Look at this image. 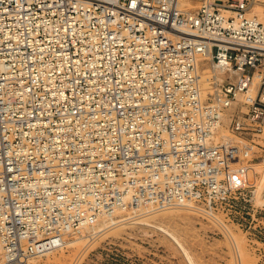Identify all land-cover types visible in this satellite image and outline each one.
Returning a JSON list of instances; mask_svg holds the SVG:
<instances>
[{
  "label": "built area",
  "instance_id": "1",
  "mask_svg": "<svg viewBox=\"0 0 264 264\" xmlns=\"http://www.w3.org/2000/svg\"><path fill=\"white\" fill-rule=\"evenodd\" d=\"M256 2L0 0V264L115 209L213 219L250 200L264 150ZM224 116L231 136L218 135ZM260 221L238 225L264 264Z\"/></svg>",
  "mask_w": 264,
  "mask_h": 264
},
{
  "label": "rangeland",
  "instance_id": "2",
  "mask_svg": "<svg viewBox=\"0 0 264 264\" xmlns=\"http://www.w3.org/2000/svg\"><path fill=\"white\" fill-rule=\"evenodd\" d=\"M187 2L188 4L182 8L192 10L201 4L200 0H187ZM261 6L262 11L257 10L256 13V9L253 7L252 13L264 17V4ZM203 65L209 67L207 59H204ZM202 83L205 92L212 90L210 76L206 77L203 74ZM223 120L218 133L219 135L223 133L220 136H231L228 128L229 117L224 116ZM261 137H264V133ZM258 142L264 145L263 140L259 139ZM253 148L258 151L255 154L262 155L257 160H253L255 163L250 165L254 171L261 172L256 177L259 187L255 194L249 193L247 198L250 200L247 202L241 201L233 206L225 205L224 208L216 210V217L213 219L203 217L194 210L187 208H166L157 211L151 210L150 212L147 209L123 210L122 216L119 217L122 219L125 217V220L102 225V227L98 226L95 230L102 228L99 232H94L90 228L72 231L69 238H75V242L66 243L63 247L47 254L33 257L28 263L257 264V258L248 242L246 229L238 225L255 224L259 220H262L260 224H264V162L260 164V161L264 160V150L257 146ZM251 156H253L252 153L247 158ZM254 171H250V183L255 182ZM142 212L143 214H141ZM182 213L185 215L183 216ZM179 214L182 217L179 218ZM144 216L149 217L150 224L139 222ZM253 216L259 218L258 221ZM219 224H222V227ZM161 226L178 238L175 239L173 235L163 231Z\"/></svg>",
  "mask_w": 264,
  "mask_h": 264
},
{
  "label": "bare ground",
  "instance_id": "3",
  "mask_svg": "<svg viewBox=\"0 0 264 264\" xmlns=\"http://www.w3.org/2000/svg\"><path fill=\"white\" fill-rule=\"evenodd\" d=\"M179 3H180V6L182 7V6H185V5H187L188 4V2H187V0H179ZM197 6H198V4H196ZM254 9H256V13H257V10L258 11H262L263 9H262V6H261V4L260 3H258V2H256V4L254 5ZM253 10V9H252ZM264 12V11H263ZM263 12H261V13H263ZM259 13V12H258ZM260 15H263V14H260ZM203 62H204V59H200V61H199V66L201 67V74H202V76H203V74L206 76V77H209V76H211V74H212V67L210 66V63H209V67L207 66H204L203 65ZM1 64H4L3 62H0ZM203 84V83H202ZM224 119V118H223ZM224 121V120H223ZM220 128V127H219ZM222 129V128H221ZM220 129V130H221ZM225 129V128H224ZM219 132V131H218ZM221 132H223V131H221ZM220 132V133H221ZM225 132V131H224ZM226 133V132H225ZM221 134H223V133H221ZM220 134V135H221ZM218 135H219V133H218ZM255 197H256V195H255ZM182 208H187V207H182ZM134 209H136V207H134ZM164 209H166V208H164ZM164 209H158V210H164ZM187 209H190V208H187ZM124 209L123 208H120V209H115L114 211H111V212H108V213H103V214H101L100 216H97V218L95 219V221H93L92 223H89V224H85V225H83V226H80V227H78L77 229H71V230H66V231H64L63 233H62V238H63V243H64V245L67 243V244H71V243H73V242H75L76 241V239L74 238V239H70L69 238V236H70V233H72V231H80L81 229H87V228H90V229H93L94 230V232H99V231H101L102 230V228H100L99 230H95L96 229V227H102V225H106V224H112V223H116V222H119L120 220H125V217L122 219V218H120L119 216H122V211H123ZM141 210H143V209H141ZM149 210V209H148ZM151 210H149V212H150ZM154 211H157V210H154ZM146 212H148V211H146ZM171 212V211H170ZM135 214H139V213H135ZM141 214H143V212L141 213ZM168 214H169V212H168ZM176 215H177V213H175ZM183 214V213H182ZM125 215V214H124ZM145 215H147V214H145ZM173 215V214H172ZM185 214H183V216H184ZM192 215V214H191ZM140 216V215H139ZM150 216V215H149ZM186 216H188V215H186ZM185 216V217H186ZM136 217V216H135ZM138 217V216H137ZM141 217V216H140ZM163 217V216H162ZM178 217V216H177ZM180 217H182V216H180V214H179V218ZM119 218V219H118ZM164 218V217H163ZM170 218V217H169ZM168 219V218H167ZM185 219V218H184ZM184 219H183V221H184ZM189 219V218H188ZM132 220H134V219H132ZM137 220V219H136ZM163 220V219H162ZM170 220V219H169ZM192 220V219H191ZM182 221V220H181ZM182 221V222H183ZM185 221H188V220H185ZM190 221V220H189ZM132 222V221H131ZM139 222H143V223H149L150 224V220H149V217L148 216H144L142 219H141V221H139ZM160 222V221H159ZM167 222H169L168 220H167ZM174 222V221H173ZM142 224V223H141ZM152 225V224H151ZM157 226H159V225H157ZM160 227V226H159ZM168 227V226H167ZM161 229L163 230V231H165L166 233H169V234H171V235H173V238H178L176 235H174L172 232H170L168 229H166V228H164V227H162L161 226ZM69 238V239H68ZM180 241V240H179ZM181 242V241H180ZM55 250V249H54ZM50 251H53V250H50ZM50 251H47V252H45L44 254H47V253H49ZM41 255V254H40ZM33 257H36V256H33ZM33 257H31V258H33ZM30 258V259H31ZM29 259V260H30ZM28 260V261H29ZM28 261H27V263H28ZM31 261V260H30ZM29 264V263H28Z\"/></svg>",
  "mask_w": 264,
  "mask_h": 264
}]
</instances>
